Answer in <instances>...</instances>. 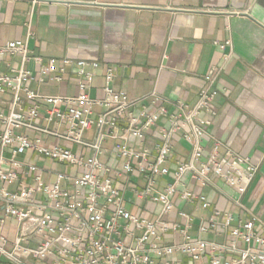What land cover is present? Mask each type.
Here are the masks:
<instances>
[{"label": "built area", "instance_id": "2783aa9c", "mask_svg": "<svg viewBox=\"0 0 264 264\" xmlns=\"http://www.w3.org/2000/svg\"><path fill=\"white\" fill-rule=\"evenodd\" d=\"M227 45L230 41L219 48ZM0 55L19 58L13 67L0 59V258L7 264H264V225L257 217L239 221L212 209L194 228L193 213L176 209L177 201L210 208L205 196L183 187L186 174L201 187L218 179L243 195L257 172L248 157L208 134L220 67L211 68L195 102L186 104L155 91L130 98L112 89L110 69L100 96L91 98L97 62L43 61L26 40L1 45ZM30 63L34 72L27 69ZM70 74L76 95H44L30 88L48 80L60 83ZM153 127L158 143L150 159L147 150L134 145H141ZM177 136L189 146V156L170 168ZM204 137L212 141L209 150ZM108 152L120 167L102 160ZM26 155L53 166H38ZM61 164L75 172L60 171L56 165ZM131 175L144 180L143 187H130L133 196L158 206L154 218L125 209L127 187L118 181ZM160 177L171 178L162 190L155 187ZM209 233L212 239H205Z\"/></svg>", "mask_w": 264, "mask_h": 264}, {"label": "crops", "instance_id": "0c3cea01", "mask_svg": "<svg viewBox=\"0 0 264 264\" xmlns=\"http://www.w3.org/2000/svg\"><path fill=\"white\" fill-rule=\"evenodd\" d=\"M13 40H26L28 49L43 61L97 62L99 69L94 71L88 91L91 98L100 96L105 70L110 69L112 89L130 98L155 91L170 101L192 104L211 68L220 67L212 105L215 117L208 134L248 157L257 172L243 195L218 179L201 187L186 174L183 187L205 196L210 208L202 211L177 201L176 209L193 213L194 228L209 219L212 209L239 221L254 216L264 225V0H40L34 5L31 0H0V46ZM226 41L230 45L220 49ZM0 59L12 67L19 62L18 57L0 55ZM27 69L34 72L36 66L30 63ZM30 88L44 95L73 96L78 92L72 74L60 83L48 80L40 86L30 84ZM156 131L153 127L141 145H134L147 150L150 159L158 143ZM105 144L111 151L112 142ZM203 145L209 150L212 141L204 137ZM188 156L189 146L177 136L166 166L185 162ZM26 157L38 166H53L48 160ZM102 160L120 167L109 152ZM56 167L75 172L64 164ZM170 181V177L157 178L155 187L162 190ZM118 182L127 187L125 209L154 218L158 206L136 199L130 190L143 187V178L131 175ZM204 238L210 240L212 234ZM0 264L7 263L0 258Z\"/></svg>", "mask_w": 264, "mask_h": 264}]
</instances>
